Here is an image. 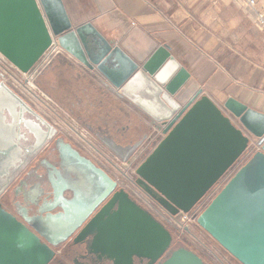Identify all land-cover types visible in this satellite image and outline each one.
<instances>
[{"label": "water", "instance_id": "1", "mask_svg": "<svg viewBox=\"0 0 264 264\" xmlns=\"http://www.w3.org/2000/svg\"><path fill=\"white\" fill-rule=\"evenodd\" d=\"M59 32L50 31L37 0H0V52L20 70L30 69L49 47L51 33ZM76 33L89 63L109 85L165 125L164 136L135 168L139 185L171 214L190 211L220 185L198 214V226L239 263L264 264V113L232 97L218 106L201 90L183 100L190 73L164 45L136 62L88 23L78 26ZM134 78L140 86L134 93L126 92ZM0 110L17 118L13 136L25 113L37 120L24 125L44 135L42 143L55 134L50 123L1 81ZM250 142L258 148L248 154ZM104 144L122 161L136 147L113 140ZM74 157L87 173V184L105 189L104 194L80 217L81 200L36 204L37 215L24 216L33 231L0 209V264H61L54 260L52 248L71 238L72 244H84L89 253L88 242L82 240L87 236L91 247L106 254L111 264H135V258L140 264L144 260L145 264H207L193 250L176 245L170 231L124 190L113 192L114 182L105 171L87 158ZM25 162L26 157L21 164ZM19 168L13 164L12 174L0 168V194ZM55 194L60 197V192ZM115 205L117 211L111 212ZM58 207L62 215L54 212Z\"/></svg>", "mask_w": 264, "mask_h": 264}, {"label": "crops", "instance_id": "2", "mask_svg": "<svg viewBox=\"0 0 264 264\" xmlns=\"http://www.w3.org/2000/svg\"><path fill=\"white\" fill-rule=\"evenodd\" d=\"M37 1L50 31L60 30L61 53L80 68L87 69L89 60L76 28L88 23L136 62L145 60L159 45L166 46L190 73L183 100L201 90L218 106L232 97L264 113V29L246 15L242 0ZM254 7L264 15V0H255ZM29 117L25 113L18 121L21 135L29 130L24 125ZM14 122L17 118L0 110V151L5 150L0 154V168L8 170L24 154L22 140L19 156L10 149L17 146ZM116 211L117 205L111 212ZM161 223L173 233L169 224ZM58 247L65 248L66 243ZM135 263L140 264L137 258Z\"/></svg>", "mask_w": 264, "mask_h": 264}, {"label": "flooded vegetation", "instance_id": "3", "mask_svg": "<svg viewBox=\"0 0 264 264\" xmlns=\"http://www.w3.org/2000/svg\"><path fill=\"white\" fill-rule=\"evenodd\" d=\"M90 72L91 71L87 69L78 67L75 62L67 58L66 55L58 53L46 66H44L37 76L36 81L47 95H49V93L40 85V75L44 74L47 88L49 87L51 90H54L56 86L54 82L61 81L64 85L68 84V90L72 91L69 93L70 98L66 99V101L63 99L57 100L58 108H66L70 116L68 122L70 121L73 126L75 124L84 130L86 141H89L94 148L104 155L109 162V168H105L96 163L82 149L80 144L69 135H64L62 132L64 129L62 124L63 120L60 118L61 115H58V112L57 115L58 117L60 116V126L49 121L48 117L37 112L28 104L45 121L53 126L55 134L45 143H42L45 138L44 135L41 137V135H37L35 132H30L29 130H27V133L24 132L23 135H21L20 131L14 134L13 137L17 138V146L14 145L13 148L10 147V149H13L15 154L19 156V145L22 140L24 145H21V147L24 152L23 158L26 157V162L24 165H22L20 161L14 164L15 169L17 165H19L20 168L14 171L13 181H11L0 194V209L19 220L31 231H33V229L25 222L24 216H36V204H40L43 201L44 205L48 206L58 204V202L68 203L74 200H81L84 207L77 216L80 217L81 214H85L88 211L92 204L99 201L106 191L103 188L95 190L93 186L87 184L89 182L87 173L75 162L74 154L91 160L96 166L105 171L114 182L113 192L122 189L134 202H136L130 195V192L122 187V182L130 180L133 184L143 188L137 182L135 169L134 172H132L129 166L133 162H137V167L164 136L163 129L165 125L155 121L135 105L132 104L133 107L125 105L121 98L114 93L115 90L113 88L105 86L98 88L96 85L98 82ZM100 85H102V83ZM94 94L97 95L95 96ZM112 112H114V114ZM28 122H37V120L33 117H29ZM44 127L45 126L41 125L43 130ZM0 130V133L3 132L1 123ZM153 130L158 132L157 136L160 135V139L155 142L153 139H155L156 136L153 139L150 138ZM108 140H113L116 144H120L121 146L136 145V147L125 161H121L104 144V141ZM139 160L140 162H138ZM114 161L119 162V165ZM12 168L9 170L11 174L13 173ZM219 186L215 185L209 194L202 198L199 203L201 202V205L205 207L209 197L218 190ZM56 192L57 195H59L60 192V197L57 199L55 198ZM61 192L63 193L61 194ZM110 197L111 195L105 198L94 213L97 212ZM152 198L155 199L153 196ZM155 201L159 203L156 199ZM60 211L61 209L59 207L54 210V212H58L59 215H62ZM94 213L91 214L90 217L93 216ZM152 215L155 216V218H159L154 214ZM159 220L163 223L165 222L164 219L162 220L159 218ZM172 235L176 245H184L193 250L207 263L209 257L206 255L205 251L192 243H188L189 240H185L184 236L178 237L174 233H172ZM74 236L75 235H73L72 238H74ZM40 239L45 242L42 237H40ZM207 239L218 244L209 235ZM82 240L88 242L89 253L84 249V244H72L71 238L64 242V244L66 243L65 248H52L48 243L47 244L55 252L54 260L59 261L61 264H89V262L91 264H110L106 259V254L91 247V239L89 236ZM220 248L223 252L228 254L230 264H241L222 247ZM82 255H84V257ZM145 263L146 260H144L143 264Z\"/></svg>", "mask_w": 264, "mask_h": 264}, {"label": "built area", "instance_id": "4", "mask_svg": "<svg viewBox=\"0 0 264 264\" xmlns=\"http://www.w3.org/2000/svg\"><path fill=\"white\" fill-rule=\"evenodd\" d=\"M244 7L250 12L253 22L264 29V15L259 13L255 7V0H242ZM58 33H51V43L49 47L42 53L39 59L34 65L27 71L20 70L14 63H12L7 57L0 52V81L7 85L12 91L20 96L27 104H29L37 112L48 117L49 102L51 101L49 95H47L38 85L36 79L41 70L48 64V62L60 51V42L58 41ZM56 123V122H53ZM66 134L72 137L82 149L98 164L104 166L108 165L107 159L96 148H94L89 141L85 139V132L74 124L66 128ZM69 129V131H68ZM65 130V129H64ZM64 130L62 131L64 133ZM71 131V132H70ZM153 130L151 137L158 141L160 135ZM151 139V140H152ZM150 140V141H151ZM149 142V141H148ZM153 142V143H154ZM258 147L253 142H250L247 150L248 154L252 153ZM130 170L134 172L135 167L129 166ZM122 187L130 192V195L150 214H154L161 218L171 227H183L186 230L190 226L198 225L196 218L202 211L203 205L201 202L197 203L190 211L183 212L179 210L175 214H171L166 208L152 198L149 192L145 189L135 185L132 181L127 180L122 182Z\"/></svg>", "mask_w": 264, "mask_h": 264}, {"label": "rangeland", "instance_id": "5", "mask_svg": "<svg viewBox=\"0 0 264 264\" xmlns=\"http://www.w3.org/2000/svg\"><path fill=\"white\" fill-rule=\"evenodd\" d=\"M241 7L243 8L246 15L253 22V19H252L250 12L244 7V5L241 4ZM58 53L61 54V51H59ZM87 67H88L87 70L91 71L90 73L94 75V76L93 75L92 76L94 78H96V81L98 82V84L100 82V84L102 83L101 86H103V87L104 86L105 87H111L109 85L108 81H106L105 79H103L101 77V75L94 69V67H93V65H91V63H87ZM39 82H40V85L44 89H46V91L49 93V97L51 99V101L49 102L48 120L52 121V122H56V124L58 126H60V123H59L60 122L59 121L60 116L58 117V115L60 114L61 115L60 118L63 120L62 124H63V127L65 129V130L63 129L64 134H66L65 133V131L67 130L66 128L70 127L72 125L70 121L68 122V118H70V116H69V113L65 107L64 108L63 107L58 108L57 100L59 101V100L63 99L66 101V99L70 98L69 93L71 90H68V88H67L68 84L64 85L63 83H61V81L54 82L56 86H55L54 90H51L49 87L47 88L44 74L40 75ZM113 89L115 90L114 93L119 98H121V100L124 102L125 105H129V106L133 107V105L122 94H120L119 91H117V89H115V88H113ZM57 112H58V115H57ZM112 113L114 114V112H112ZM68 131H69V129H68ZM114 162L119 165V162H116V161H114ZM138 162H140V160ZM136 165H137V162L134 163L132 165V167L134 168V167H136ZM107 167L109 168V166H107ZM212 196H213V194L209 197V199ZM171 228L173 230V233L176 234L178 237L184 236L185 240H189L188 243H192L193 245H196L197 247H199L200 249L205 251L206 255L209 257L207 259V264H230V262L228 260V258H229L228 254L226 252H223V250H221V248L218 244H216L212 240L207 239L208 235L204 231H202V229L198 225L194 224L193 226H190V228L187 230L185 228L179 227V226L178 227L172 226Z\"/></svg>", "mask_w": 264, "mask_h": 264}, {"label": "bare ground", "instance_id": "6", "mask_svg": "<svg viewBox=\"0 0 264 264\" xmlns=\"http://www.w3.org/2000/svg\"><path fill=\"white\" fill-rule=\"evenodd\" d=\"M103 78V77H102ZM104 79V78H103ZM140 80L137 78H134L133 80H131L128 85L125 87V91L126 92H132L134 93V91L137 89L138 86H140ZM140 205V204H139ZM141 206V205H140ZM142 207V206H141Z\"/></svg>", "mask_w": 264, "mask_h": 264}]
</instances>
